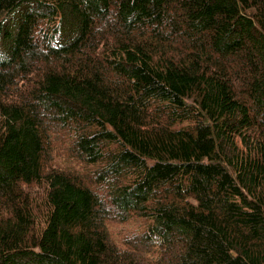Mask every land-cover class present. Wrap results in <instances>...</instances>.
<instances>
[{
    "label": "trees",
    "instance_id": "obj_1",
    "mask_svg": "<svg viewBox=\"0 0 264 264\" xmlns=\"http://www.w3.org/2000/svg\"><path fill=\"white\" fill-rule=\"evenodd\" d=\"M0 264H264V0H0Z\"/></svg>",
    "mask_w": 264,
    "mask_h": 264
},
{
    "label": "rangeland",
    "instance_id": "obj_2",
    "mask_svg": "<svg viewBox=\"0 0 264 264\" xmlns=\"http://www.w3.org/2000/svg\"><path fill=\"white\" fill-rule=\"evenodd\" d=\"M52 128L49 131V135L52 140L50 147L56 157L55 161L53 160L51 163L55 165L57 163L58 165L78 170V172L87 173L90 168L82 161L76 159L75 154H71V150L68 148V134L66 132H55ZM138 225L137 220L122 222L116 218L109 219L107 221V228L112 241L119 244L122 243L124 246L130 245L131 242L137 239L135 234L139 231Z\"/></svg>",
    "mask_w": 264,
    "mask_h": 264
}]
</instances>
